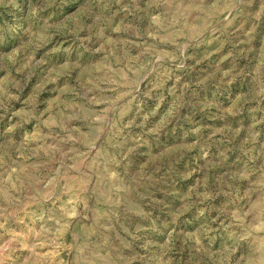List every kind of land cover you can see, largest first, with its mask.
<instances>
[{
    "label": "rangeland",
    "instance_id": "374dc122",
    "mask_svg": "<svg viewBox=\"0 0 264 264\" xmlns=\"http://www.w3.org/2000/svg\"><path fill=\"white\" fill-rule=\"evenodd\" d=\"M0 264H264V0H0Z\"/></svg>",
    "mask_w": 264,
    "mask_h": 264
}]
</instances>
